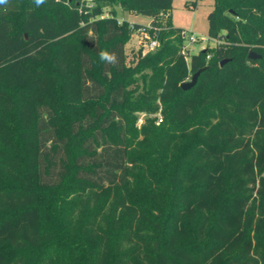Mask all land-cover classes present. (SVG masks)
Wrapping results in <instances>:
<instances>
[{
    "label": "trees",
    "instance_id": "obj_1",
    "mask_svg": "<svg viewBox=\"0 0 264 264\" xmlns=\"http://www.w3.org/2000/svg\"><path fill=\"white\" fill-rule=\"evenodd\" d=\"M173 1L0 4V264H264V0Z\"/></svg>",
    "mask_w": 264,
    "mask_h": 264
},
{
    "label": "rangeland",
    "instance_id": "obj_2",
    "mask_svg": "<svg viewBox=\"0 0 264 264\" xmlns=\"http://www.w3.org/2000/svg\"><path fill=\"white\" fill-rule=\"evenodd\" d=\"M192 1L194 0H174L169 12L172 26L181 28L185 31L184 49L188 56L197 54L200 50L215 45V42L207 36V14L212 9L213 0H197L195 7L186 6V4H190ZM115 10L117 18L120 20H127L130 23L147 25L151 20L147 15L123 11L118 6H115ZM192 38L195 40L194 42L191 41ZM149 40L150 39L144 37L141 32L133 31L126 44L128 55H130V49L135 50L139 47L142 49L143 53L154 51L159 46V43L155 46H150ZM187 61H189V58H187ZM188 80H190V78ZM136 116L137 119L134 122V126L139 128L143 122L144 114L139 113L136 114ZM157 117V123H159V118L161 116L157 114Z\"/></svg>",
    "mask_w": 264,
    "mask_h": 264
},
{
    "label": "water",
    "instance_id": "obj_3",
    "mask_svg": "<svg viewBox=\"0 0 264 264\" xmlns=\"http://www.w3.org/2000/svg\"><path fill=\"white\" fill-rule=\"evenodd\" d=\"M70 1V0H69ZM26 36V35H25ZM248 57L250 59H257L259 58L260 56L255 54L254 52H250ZM227 61V59H224L221 61L220 65H223L225 62ZM203 68L202 69H199L197 70L195 73L192 74V76L190 77V80H187L186 82L182 83L180 85V87L183 89V90H188L190 89L195 83H196V80L199 76V74L202 72Z\"/></svg>",
    "mask_w": 264,
    "mask_h": 264
},
{
    "label": "clouds",
    "instance_id": "obj_4",
    "mask_svg": "<svg viewBox=\"0 0 264 264\" xmlns=\"http://www.w3.org/2000/svg\"><path fill=\"white\" fill-rule=\"evenodd\" d=\"M6 0H0V4L5 3ZM45 0H35L37 6L43 4ZM100 59L107 63H115L117 61V56L115 53H110L108 51H101Z\"/></svg>",
    "mask_w": 264,
    "mask_h": 264
},
{
    "label": "built area",
    "instance_id": "obj_5",
    "mask_svg": "<svg viewBox=\"0 0 264 264\" xmlns=\"http://www.w3.org/2000/svg\"><path fill=\"white\" fill-rule=\"evenodd\" d=\"M140 32H141V34H142L144 37H146L147 39H149L148 33H147V31H146L145 28H141V29H140ZM191 41L194 42L195 40L192 38ZM157 43H158V41H156V40H149V44H150V46H155V45H157ZM159 121H161L160 118H159Z\"/></svg>",
    "mask_w": 264,
    "mask_h": 264
}]
</instances>
